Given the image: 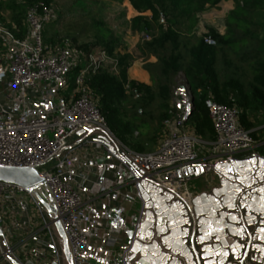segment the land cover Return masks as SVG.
Masks as SVG:
<instances>
[{
	"label": "built area",
	"instance_id": "built-area-1",
	"mask_svg": "<svg viewBox=\"0 0 264 264\" xmlns=\"http://www.w3.org/2000/svg\"><path fill=\"white\" fill-rule=\"evenodd\" d=\"M52 16V8L38 1L27 8L26 32L22 37L16 36L15 26L0 25L1 44L8 48L4 62L0 61V164L37 170L55 197L72 244L74 264H126L125 251L133 238L125 240L119 233H112L93 244V237L103 227L94 224L85 208V195L74 182V171L82 180L92 179L91 154L81 157L79 151H88L93 144L101 145L104 152L112 155L111 150L98 140H85L66 149L69 139L83 125L97 124L109 130L97 98L85 82L89 73L115 59L102 49L79 58L65 44L45 45L42 30ZM203 41L215 44L210 36ZM77 66L72 92L62 95L60 90L68 88L65 73ZM204 106L214 130V139L210 141L198 137L194 126L188 123L186 117L193 107V96L184 74L178 72L167 117L161 123L158 147L153 152H138L120 145L127 156L188 205L198 194L189 189V183L196 177H207L217 162L228 158H264L257 148L264 145V139L252 136L255 127L246 129L240 124L242 111L238 107L219 103L211 95L204 99ZM257 129H264V125ZM214 158L217 159L211 161ZM121 163L131 173L135 198L143 203L134 172L125 162ZM38 203L26 188L0 180V263L11 264L7 259L10 254L21 264H59ZM139 218L130 228L133 232L140 226ZM92 250L99 251L94 261L89 258L95 255Z\"/></svg>",
	"mask_w": 264,
	"mask_h": 264
},
{
	"label": "trees",
	"instance_id": "trees-1",
	"mask_svg": "<svg viewBox=\"0 0 264 264\" xmlns=\"http://www.w3.org/2000/svg\"><path fill=\"white\" fill-rule=\"evenodd\" d=\"M38 1L50 6V0H0V11L8 9L11 12V19L7 23L0 16V25L8 28L15 26L18 30L16 36L22 37L26 32L27 8ZM113 1L121 3L123 0ZM127 1L138 13L129 21L133 32L143 34L138 44L140 52L146 57H156V61L147 62L144 66L151 78L155 79L156 88L152 90L151 85L129 79L127 69L133 62L132 55L127 51L122 53L108 32L98 35L104 46L101 49L115 61L105 64L95 73H89L85 83L97 98L111 133L123 145L144 152L142 144H130L129 139L141 134L140 128L146 122V116L157 121L161 127L162 120L167 117L172 83L178 72L184 74L192 92L193 109L188 123L194 126L198 137L209 141L214 139L213 126L204 106V99L208 95L219 103L238 107L242 111L240 124L246 129H252L254 125L248 111L264 112V57L259 58L258 50L249 55L252 77L247 87L234 77L221 80L216 65L218 56L224 55L227 49L252 50L259 44L260 40L256 36L259 25L253 14L263 10L264 0H231L234 5L222 19V25H206L207 31L203 35L197 34L202 14L228 0ZM147 11L149 14H144ZM221 27L224 31H220ZM146 35L150 36L149 40H145ZM205 36L212 37L215 44L207 45L203 41ZM43 41L47 46L55 45L54 38H43ZM91 46L80 45L85 53L93 50ZM250 47L252 49H248ZM78 69L79 66L70 71L77 72ZM139 97L140 100H137ZM132 99V106L141 105L136 110L128 108ZM154 103L158 107L156 115L143 109V106L148 107ZM260 130H253L252 136L258 138Z\"/></svg>",
	"mask_w": 264,
	"mask_h": 264
},
{
	"label": "water",
	"instance_id": "water-1",
	"mask_svg": "<svg viewBox=\"0 0 264 264\" xmlns=\"http://www.w3.org/2000/svg\"><path fill=\"white\" fill-rule=\"evenodd\" d=\"M85 140L103 142L132 169L144 201L140 226L126 233L128 239L133 238L125 251L126 264H264V158L217 162L213 172L220 187L198 193L188 205L127 156L110 130L97 124L83 125L77 130L75 143L66 149ZM0 180L22 186L34 196L59 264H74L72 244L55 197L37 170L0 164ZM7 259L21 264L10 254Z\"/></svg>",
	"mask_w": 264,
	"mask_h": 264
},
{
	"label": "rangeland",
	"instance_id": "rangeland-1",
	"mask_svg": "<svg viewBox=\"0 0 264 264\" xmlns=\"http://www.w3.org/2000/svg\"><path fill=\"white\" fill-rule=\"evenodd\" d=\"M19 3L22 4L20 1ZM49 3L52 8L53 16L51 21L44 23L42 36L44 39L50 37L54 38V47L65 44L72 50L71 53L73 56H79V58H81L85 52L80 45H92V51H99L101 48H104L98 35L106 31L111 35V39H114L115 45L118 44L117 46H119L122 53L127 51L132 55L134 58L133 62L142 61L145 66L147 62L156 61L155 56L151 55L146 57L140 52L138 44L143 34L131 30L129 19L135 14V11L127 0H123L121 3L113 0H50ZM233 5L231 0L223 1L218 4V6L204 12L201 16V22L198 25L197 34L203 35V33L207 31L206 25H214L217 27L218 25L220 26V24L222 25V19ZM144 14L148 15L149 12L147 11ZM0 16L4 18L5 22H8L11 19V12H9L8 9H2L0 11ZM253 18L259 25L256 34L260 40L259 44L253 49L251 47L248 48L252 50L241 48L227 49L224 55L220 54L217 59L216 68L221 80L234 77L239 79L247 87L252 77V64L249 61L251 59L249 55L258 50L259 58L264 57V8L263 10L255 12ZM220 31H224L222 27ZM149 39L150 36L145 38V40ZM7 52L8 48L0 44V61L4 62V56ZM115 52L118 53V50ZM75 76L76 72L73 71L65 73L63 78L68 88H62L60 90L62 95H68L69 92H72ZM150 85L152 90H155V79H151ZM3 93H1V97H3ZM140 98L141 97H139V99L137 98V100H140ZM132 102L133 99L128 103V108L130 110H136L141 106L135 104L134 107L132 106ZM144 108L153 115L157 114L158 107L155 103L148 107L143 106V109ZM248 116L250 120L253 121V127L256 129L264 125L262 111H248ZM145 119L146 122L142 124L140 128L141 134L134 138L132 137L129 139V142L130 144L133 142V144H142L144 152H153L158 147V143L156 141L154 143V141L150 139L152 136L156 135V127H154L156 121L149 119L147 116ZM258 135L261 139H264V129L260 130ZM156 137L159 138V135L157 134ZM257 148L264 154V145ZM216 159L217 158L211 159V161H215ZM216 177L217 176L213 172L208 174L207 177H196L189 183L188 187L194 192H199L201 189L214 184L216 182ZM207 180L210 181L207 182ZM8 241L10 243L13 242L11 239H8Z\"/></svg>",
	"mask_w": 264,
	"mask_h": 264
},
{
	"label": "crops",
	"instance_id": "crops-1",
	"mask_svg": "<svg viewBox=\"0 0 264 264\" xmlns=\"http://www.w3.org/2000/svg\"><path fill=\"white\" fill-rule=\"evenodd\" d=\"M136 14L135 11L134 15ZM127 76L129 79L148 85H150L152 79L142 61L132 62L127 69ZM154 127H156V135L158 134L160 137L161 127L157 121ZM156 135L152 136L155 137L151 140L154 143L155 141L158 143L159 140ZM75 138L76 134L69 139L68 146L75 143ZM117 140L119 145L123 144L119 139ZM79 152L81 157H88V154H91L92 179L90 178L91 181L82 180L77 177L76 171H74V182L77 183L85 195V208L92 216L94 224L103 227V231L93 237V244L102 241L112 233H119L126 240V231L133 226L134 221L141 215L144 205V201L141 203L134 196L135 186L131 183L130 171L123 166L122 160L112 151V155L104 152L101 145L93 144L88 151L82 149ZM217 187H220V184ZM92 252L95 255H90L89 258L94 261L99 251L92 250Z\"/></svg>",
	"mask_w": 264,
	"mask_h": 264
},
{
	"label": "flooded vegetation",
	"instance_id": "flooded-vegetation-1",
	"mask_svg": "<svg viewBox=\"0 0 264 264\" xmlns=\"http://www.w3.org/2000/svg\"><path fill=\"white\" fill-rule=\"evenodd\" d=\"M216 176H217V175H216ZM219 184H220V179H219V177L217 176V177H216V182H215L214 184H211L210 186L201 189L198 193H201V192H203V191H207V190L214 189V188H216V186L219 185ZM130 247H131V244L129 245V248H130ZM129 248H128V249H129Z\"/></svg>",
	"mask_w": 264,
	"mask_h": 264
}]
</instances>
